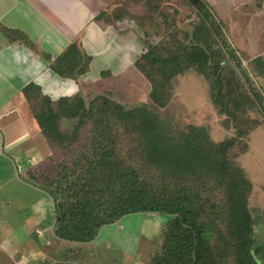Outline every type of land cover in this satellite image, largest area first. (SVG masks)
<instances>
[{"label":"trees","instance_id":"16d2710c","mask_svg":"<svg viewBox=\"0 0 264 264\" xmlns=\"http://www.w3.org/2000/svg\"><path fill=\"white\" fill-rule=\"evenodd\" d=\"M192 1L200 3L202 16L190 33L193 44L167 55L161 52L162 43L153 41L135 61L150 80L154 105L166 106L172 98V81L191 68L205 76L212 102L227 117L236 114L235 108L241 105L238 98L246 105L263 103L247 74L242 77L229 73V59L236 54L225 37L224 44L213 47L214 21L208 25L202 15L211 14L205 5L208 2ZM102 18L115 23L124 15L121 10H103L97 16ZM0 31L9 39L31 42L25 33L1 22ZM92 59L75 41L51 66L61 76L78 79L88 71ZM243 79L249 83V90ZM23 93L54 150L51 160L57 164L53 175L38 170L30 172L27 180L53 196L54 229L59 238L88 242L104 225L125 215L168 213L171 217L163 226L164 241L144 264H264V248L248 205L252 185L230 156L239 142L237 136L215 142L204 126L189 124L173 129L155 106L127 108L106 94L96 96L87 105L84 97L75 95L53 100L35 82L29 83ZM64 116L79 118L81 127L89 126L90 135L73 150L72 158L58 162L56 150L69 142L63 139L76 144L82 129L75 135L79 139L64 134L59 123ZM126 131L139 137L145 166L160 171V177L146 178L128 162L121 150ZM216 193L220 197H214Z\"/></svg>","mask_w":264,"mask_h":264},{"label":"rangeland","instance_id":"374dc122","mask_svg":"<svg viewBox=\"0 0 264 264\" xmlns=\"http://www.w3.org/2000/svg\"><path fill=\"white\" fill-rule=\"evenodd\" d=\"M62 1L63 5H66L65 2L69 0ZM206 1L207 4L203 2L201 4L207 5L206 8L212 15L207 16L204 13L202 15L208 25H212L214 21L213 47H218L219 43L224 44L225 39L232 45L236 57L229 59L231 66L229 68L232 69L229 73L235 72L238 76L243 75L242 77L247 74L248 79L253 82L254 87L262 95L263 103L246 105L238 98L241 105L235 108L236 114L227 117L226 114L220 113L219 106L212 102L211 86L205 76L196 68H191L174 78L171 90L172 98L164 107L154 105L150 97L152 89L150 80L137 67H128L123 72L116 74L106 71L102 81L83 83L85 90L81 89L75 96L84 97L87 105L96 96L106 94L127 108H134L141 104L155 106L158 114L170 123L173 129H183L189 124L204 126L215 142L237 136L239 142L233 148L234 153L230 156L251 182L252 189L248 197V205L256 223L255 232L264 248V0ZM98 4L109 8L108 10H121L124 15L123 19L118 20L119 29H121L118 32L121 33L118 35V39L107 41L104 38L102 39L104 42L99 43L100 56L103 60L110 59V56L106 58L105 56L113 53L116 57L118 56L119 61H122L119 47L124 43L127 35H132L133 28L141 39V49L137 51L134 59L139 57L144 49H147L148 44L153 41L162 43V53L175 54L181 46L193 44L190 33L202 20L198 8L200 3L192 0H101V3ZM140 24L143 25L142 28ZM145 31H148V35H145ZM123 34H126L125 38ZM30 43L34 44L32 41ZM101 58L99 57L100 60H102ZM99 59L94 64L97 67ZM238 60L241 62V66ZM124 62L120 63L118 68L126 67V65L122 66ZM243 81L246 82L244 79ZM246 83L245 89L249 90V83ZM59 123L61 131L64 134H69L71 139V134L78 135L81 127L79 118L64 116ZM81 128L80 139L77 136L74 138V140L79 139L76 144L68 139H63L69 142L64 143L59 150H56L55 158L58 162L65 158H72L73 150L87 141L90 128L88 125ZM138 138L136 134L126 131L122 139L121 150L129 159L128 162L135 164L146 178L156 179L160 177V171L155 168L150 169L151 167L148 169L145 166L146 159L139 151ZM50 166L47 172L53 175L57 164L52 161ZM214 197H220V194L216 193ZM159 214L155 216L147 214L149 215L147 218L150 219H145L144 215L146 214L124 216L102 228L97 237L102 243H97V245L92 244L93 242L76 243H81L86 247L87 253L83 252L82 255L87 258V262H92L91 264L102 260L105 262L104 264H128L124 260V255L128 254V250L132 252L131 249L134 248L129 242H123L122 239H138L140 240L139 248L136 250L143 255L138 258V264H144L164 241V225L161 226V222L166 223L171 215L168 213ZM4 215V212L0 213L1 217ZM28 215L29 212L25 211V216ZM153 222H156L155 227ZM107 228L112 234L107 233ZM145 234L152 236L146 238ZM142 236L145 238L141 239ZM119 239V245L122 248H128L125 250L126 252L116 246ZM137 242L134 241V243ZM70 243L74 242L70 241ZM99 244H103L104 247L97 249ZM18 248L24 249L20 245ZM99 253L103 255L100 257ZM130 255L133 258L138 256V253L135 251ZM12 256L14 255L10 253V250L0 243V264H8L6 260Z\"/></svg>","mask_w":264,"mask_h":264},{"label":"crops","instance_id":"0c3cea01","mask_svg":"<svg viewBox=\"0 0 264 264\" xmlns=\"http://www.w3.org/2000/svg\"><path fill=\"white\" fill-rule=\"evenodd\" d=\"M98 3L101 0H69L65 2L66 5H63L62 0H0V22L22 31L34 43L9 39L0 31V213H5L0 216V243L14 255L6 260L8 264L92 263L87 262V258L82 255L83 252L87 253L84 245L77 244L76 241L70 243L55 234L53 196L27 180L30 172L49 171L54 150L34 118L23 89L35 82L46 95L57 100L61 96L76 95L84 88L83 83L102 81L106 71L116 74L128 67H136L138 57H134L141 49V39L134 28L132 35H127L124 43L120 44L119 55L121 54L122 61L113 53L105 56H110V59L101 58L99 43H103L104 38L116 41L121 29L119 21L109 23L103 18L97 19L103 10H114H108L109 8ZM125 35L123 34L124 38ZM75 41L93 58L88 71L78 76V79L61 76L51 66ZM97 59L100 68L94 65ZM123 62L122 66L126 67L118 68ZM25 211L29 212L27 217ZM138 214H146L145 219H150L147 214L160 215L155 212H137L125 216ZM164 223L162 221L161 226ZM107 230L108 234H112L108 228ZM99 233L88 242L96 245L102 243L97 239ZM145 237L142 236L141 239ZM122 240L129 242L134 248L131 249L132 252L128 250L124 260L128 264H138V258L143 256L136 250L140 240ZM119 241L120 239L116 246L122 248ZM19 245L24 249H19ZM101 247L104 245L99 244L97 249ZM122 249L125 251L128 248ZM135 251L138 256L132 258L130 253ZM104 263L102 260L93 264Z\"/></svg>","mask_w":264,"mask_h":264}]
</instances>
